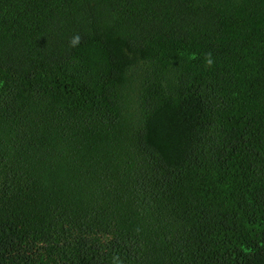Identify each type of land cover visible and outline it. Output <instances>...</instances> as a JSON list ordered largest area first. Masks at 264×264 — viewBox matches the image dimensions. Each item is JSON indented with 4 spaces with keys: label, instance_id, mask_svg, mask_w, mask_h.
I'll return each mask as SVG.
<instances>
[{
    "label": "trees",
    "instance_id": "obj_1",
    "mask_svg": "<svg viewBox=\"0 0 264 264\" xmlns=\"http://www.w3.org/2000/svg\"><path fill=\"white\" fill-rule=\"evenodd\" d=\"M0 264H264V0H0Z\"/></svg>",
    "mask_w": 264,
    "mask_h": 264
},
{
    "label": "clouds",
    "instance_id": "obj_2",
    "mask_svg": "<svg viewBox=\"0 0 264 264\" xmlns=\"http://www.w3.org/2000/svg\"><path fill=\"white\" fill-rule=\"evenodd\" d=\"M81 37L79 36V34L75 35L72 40H71V46L75 47L80 43ZM210 56V54H208ZM212 61L209 59L208 60V64L211 65Z\"/></svg>",
    "mask_w": 264,
    "mask_h": 264
}]
</instances>
